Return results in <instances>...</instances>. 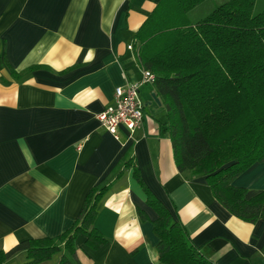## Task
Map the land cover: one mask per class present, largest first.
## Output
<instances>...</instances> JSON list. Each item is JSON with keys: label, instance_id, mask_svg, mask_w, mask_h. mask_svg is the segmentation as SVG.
I'll use <instances>...</instances> for the list:
<instances>
[{"label": "crops", "instance_id": "0c3cea01", "mask_svg": "<svg viewBox=\"0 0 264 264\" xmlns=\"http://www.w3.org/2000/svg\"><path fill=\"white\" fill-rule=\"evenodd\" d=\"M158 1L0 0V249L59 236L88 191L105 184L94 225L106 241L91 248L79 234L72 264H175L159 260L156 213L137 168L205 259L264 264V218H237L203 176L177 170L166 110L151 84L139 86L143 118L133 132L119 125L113 134L96 118L115 87L140 81L135 33ZM233 184L264 189V162ZM136 207L149 219L140 220ZM59 256L38 264H57ZM25 262L18 253L5 264Z\"/></svg>", "mask_w": 264, "mask_h": 264}, {"label": "trees", "instance_id": "16d2710c", "mask_svg": "<svg viewBox=\"0 0 264 264\" xmlns=\"http://www.w3.org/2000/svg\"><path fill=\"white\" fill-rule=\"evenodd\" d=\"M205 0H159L135 33L136 60L155 80L177 170L203 176L215 199L232 215L254 223L264 218V189L233 181L254 163L264 162V9L256 0H227L192 22L189 13ZM134 176L156 213L152 220L163 263L212 264L190 243L167 206ZM100 184L86 194L72 226L55 238H31L0 249V264L24 253V264L60 254L57 264H72L74 239L86 236L91 248L106 239L95 227L96 204L107 191ZM140 220L149 219L136 207Z\"/></svg>", "mask_w": 264, "mask_h": 264}, {"label": "built area", "instance_id": "2783aa9c", "mask_svg": "<svg viewBox=\"0 0 264 264\" xmlns=\"http://www.w3.org/2000/svg\"><path fill=\"white\" fill-rule=\"evenodd\" d=\"M128 48H132L131 45ZM154 75L148 70H142L141 79L137 83L126 82L114 89L113 102L96 115L100 125L115 134L119 125L133 132L143 118V104L139 97L141 84H152Z\"/></svg>", "mask_w": 264, "mask_h": 264}, {"label": "rangeland", "instance_id": "374dc122", "mask_svg": "<svg viewBox=\"0 0 264 264\" xmlns=\"http://www.w3.org/2000/svg\"><path fill=\"white\" fill-rule=\"evenodd\" d=\"M227 0H205L192 9L189 13V18L192 22L204 17L214 7ZM264 9V0H256L252 8V13H257Z\"/></svg>", "mask_w": 264, "mask_h": 264}, {"label": "water", "instance_id": "95a60500", "mask_svg": "<svg viewBox=\"0 0 264 264\" xmlns=\"http://www.w3.org/2000/svg\"><path fill=\"white\" fill-rule=\"evenodd\" d=\"M151 96H152V98L154 99V101H156L158 104H160V101H159V99L156 97V95H155L154 92L151 93Z\"/></svg>", "mask_w": 264, "mask_h": 264}]
</instances>
